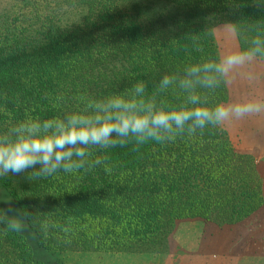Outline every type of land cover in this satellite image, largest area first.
<instances>
[{"label":"trees","instance_id":"16d2710c","mask_svg":"<svg viewBox=\"0 0 264 264\" xmlns=\"http://www.w3.org/2000/svg\"><path fill=\"white\" fill-rule=\"evenodd\" d=\"M224 20L245 24L250 37L264 33V9L252 0L21 2L0 13V130L27 115L43 120L80 110L81 94H123L137 81L156 93L163 75L219 54L208 30ZM226 97L221 87L210 102ZM158 98L167 105L183 99L173 89ZM221 134L209 127L172 143L94 152L107 157L110 172L97 166L35 181L8 175L0 183L30 213L41 246L153 248L177 218L234 222L264 201L254 157L234 151ZM33 254L25 234L0 226V264H38Z\"/></svg>","mask_w":264,"mask_h":264},{"label":"clouds","instance_id":"9594fccd","mask_svg":"<svg viewBox=\"0 0 264 264\" xmlns=\"http://www.w3.org/2000/svg\"><path fill=\"white\" fill-rule=\"evenodd\" d=\"M264 9V0H252ZM232 11L235 8L230 9ZM226 42L240 39V26L227 21L208 30V36ZM264 61V33L254 32L244 47H230L216 57L185 65L181 72L163 75L157 92H147L144 81H137L121 94L92 98L81 94L82 109L48 119H24L0 130V177L26 174L28 180L48 178L58 173L91 171L103 166L110 172L107 157L95 156L110 148L147 142H175L185 135L203 134L206 128H224L246 118L264 116V98L250 96L231 103H212L210 97L237 79L255 87L260 76L251 68ZM178 90L183 97L167 105L159 93ZM0 226L4 230L26 232L28 212H20L13 199L2 200ZM43 203V202H42ZM45 236L48 232L43 233ZM35 238V233H32Z\"/></svg>","mask_w":264,"mask_h":264},{"label":"rangeland","instance_id":"374dc122","mask_svg":"<svg viewBox=\"0 0 264 264\" xmlns=\"http://www.w3.org/2000/svg\"><path fill=\"white\" fill-rule=\"evenodd\" d=\"M25 1L0 0V13L11 11ZM227 21H219L213 27ZM244 25H239L241 34L238 41L226 42L217 35L214 42L219 53L226 48L246 46L251 37ZM251 70L260 76L257 85L249 87L238 78L233 85L226 87L227 97L221 103L250 96L264 98V61L253 65ZM219 129L223 133L220 139L226 141L227 146L254 157L256 169L263 179L264 196V116L246 118ZM0 197L1 200L13 199L1 183ZM14 204L19 211L15 201ZM32 233L36 234L35 238ZM23 234L32 246L38 264H264V201L250 215L234 222H218L202 216L177 218L163 243L153 248L95 249L62 247L60 244L45 247L40 245L36 229L27 220ZM1 247L8 251V242ZM13 261L11 255L10 262Z\"/></svg>","mask_w":264,"mask_h":264},{"label":"crops","instance_id":"0c3cea01","mask_svg":"<svg viewBox=\"0 0 264 264\" xmlns=\"http://www.w3.org/2000/svg\"><path fill=\"white\" fill-rule=\"evenodd\" d=\"M249 257H252L251 255Z\"/></svg>","mask_w":264,"mask_h":264}]
</instances>
